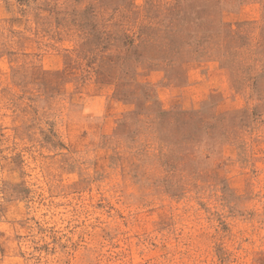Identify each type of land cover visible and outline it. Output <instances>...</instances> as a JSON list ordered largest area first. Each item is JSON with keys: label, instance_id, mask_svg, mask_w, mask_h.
Masks as SVG:
<instances>
[{"label": "rangeland", "instance_id": "374dc122", "mask_svg": "<svg viewBox=\"0 0 264 264\" xmlns=\"http://www.w3.org/2000/svg\"><path fill=\"white\" fill-rule=\"evenodd\" d=\"M0 264H264V0H0Z\"/></svg>", "mask_w": 264, "mask_h": 264}]
</instances>
